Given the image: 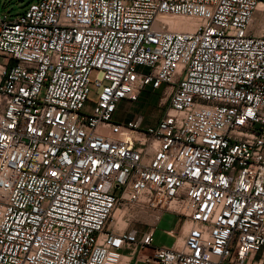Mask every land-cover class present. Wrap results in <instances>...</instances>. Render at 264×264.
Listing matches in <instances>:
<instances>
[{
	"label": "built area",
	"instance_id": "2783aa9c",
	"mask_svg": "<svg viewBox=\"0 0 264 264\" xmlns=\"http://www.w3.org/2000/svg\"><path fill=\"white\" fill-rule=\"evenodd\" d=\"M147 90L165 114L119 120ZM119 206L176 215L174 246L120 228ZM263 251L264 0L0 14V264H264Z\"/></svg>",
	"mask_w": 264,
	"mask_h": 264
},
{
	"label": "rangeland",
	"instance_id": "374dc122",
	"mask_svg": "<svg viewBox=\"0 0 264 264\" xmlns=\"http://www.w3.org/2000/svg\"><path fill=\"white\" fill-rule=\"evenodd\" d=\"M38 0H0V14H17L25 11V9L32 3ZM263 18L260 14L257 15V20L261 21ZM94 78V75L91 76ZM167 95H161V91L152 92L147 90L143 92L139 102L134 104L123 103L120 106L117 118L123 121L124 117L135 118L143 115L145 121L154 124L166 112L168 103L166 102ZM90 99L96 101L97 95L94 88H92ZM166 102V104H165ZM126 119V118H125ZM119 212L121 221L118 223L120 228L147 230L155 226L154 246H174L180 233L182 220L176 215L166 212L161 219L157 220L155 212L146 209H130L124 210L120 206L115 213ZM118 214V213H117ZM117 216V215H116ZM174 231L175 235H170L168 232Z\"/></svg>",
	"mask_w": 264,
	"mask_h": 264
},
{
	"label": "bare ground",
	"instance_id": "6f19581e",
	"mask_svg": "<svg viewBox=\"0 0 264 264\" xmlns=\"http://www.w3.org/2000/svg\"><path fill=\"white\" fill-rule=\"evenodd\" d=\"M162 18H163V20H166L168 23H170L171 25H173L174 27H176L178 29H182V28H185V27H188L189 29H191V28H193V26L196 23V20L189 19L187 17L164 16ZM115 219H116V221H118V223L121 221V215H120L119 212L115 213Z\"/></svg>",
	"mask_w": 264,
	"mask_h": 264
},
{
	"label": "crops",
	"instance_id": "0c3cea01",
	"mask_svg": "<svg viewBox=\"0 0 264 264\" xmlns=\"http://www.w3.org/2000/svg\"><path fill=\"white\" fill-rule=\"evenodd\" d=\"M159 92V91H156ZM126 118V119H125ZM133 118H129V117H124L123 120L125 121H129L132 120ZM165 247H169V246H165ZM171 247V246H170ZM258 258H263L264 259V251L258 254Z\"/></svg>",
	"mask_w": 264,
	"mask_h": 264
}]
</instances>
